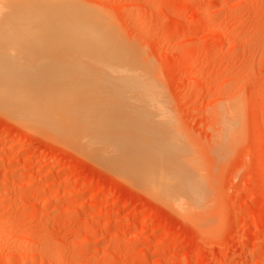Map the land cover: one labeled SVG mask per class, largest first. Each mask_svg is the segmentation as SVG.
<instances>
[{
    "label": "rangeland",
    "instance_id": "rangeland-1",
    "mask_svg": "<svg viewBox=\"0 0 264 264\" xmlns=\"http://www.w3.org/2000/svg\"><path fill=\"white\" fill-rule=\"evenodd\" d=\"M55 2L65 8L60 36L71 34L72 12L87 15L88 23L74 19L82 26L98 25L92 43L85 41L91 51L78 57L47 45L44 57L29 49L25 57L35 62H23L24 49L11 48L15 64L36 69L45 59V67L54 64L45 71L59 65L67 78L74 67L96 77L94 66L105 63L112 67L106 84L112 70L127 71L124 80L141 84L158 127H168L187 159L192 193L163 201L148 184L96 162L95 151L86 157L49 131L25 139L29 126L0 110V264H264V0ZM76 71L50 78L73 88L92 81ZM74 91V103L90 96ZM85 105L81 113L91 108Z\"/></svg>",
    "mask_w": 264,
    "mask_h": 264
},
{
    "label": "bare ground",
    "instance_id": "bare-ground-1",
    "mask_svg": "<svg viewBox=\"0 0 264 264\" xmlns=\"http://www.w3.org/2000/svg\"><path fill=\"white\" fill-rule=\"evenodd\" d=\"M6 1L5 3L0 4V110H2V112L4 111V115L7 114L8 117H11V119L13 118L17 121L20 120L19 123H22L24 121V123H26V126H29L27 127L28 131L24 135V138L29 139L32 137V134H38L42 132L43 134L39 135L43 136L45 135L46 131H49L48 134H50V136H53L55 139L61 136V138H59L61 142L64 143L63 140L65 139L66 143L68 142L67 144L71 145L70 148H72V150L79 149L78 152L80 154L85 153V155H83L86 157L88 156L89 158H93L94 155L92 156L91 154H95L96 152V157L100 158L96 159V162L100 164L103 163V166L104 163L113 165H109L110 167H108L107 165L106 167H108V169L116 168L117 174H119L120 172V175L123 174L125 176H131L132 179L134 177V180H136L137 183L140 181L139 183H141V185L142 183L148 184L152 189L158 192H155L156 195L160 194L158 195L162 196L160 198H165V200L163 201H166V199H171L172 197V200H176L174 196L176 197L178 191H180V195H184L185 193H187V195H190L192 192L190 191L191 180L189 179L192 175L189 176L190 173L187 174L188 171H190L188 167L190 165L185 162L187 159L184 157V161V158H180L183 157V155L178 152V150H175V148L171 145L173 139L172 137H170V133H167L170 132L167 131L168 127L165 126L167 130L164 127L162 128L163 130L161 129V127H158L159 125L156 123L155 119L157 116L154 110V105L150 100H147L148 94L146 95L141 84L137 82H131V80L128 79L126 81L124 80L125 77H128L126 75L127 71L119 68L120 66L118 67V69L114 67V69H116L112 71L114 72L116 77L114 80L112 78L111 82L109 81L110 84L115 82L114 84H112L113 87H111L112 85L110 86V84H106L108 83L106 79L108 78L110 68L112 67H108V65H106L105 63H103L102 66H94L95 69L97 68L96 70H98L99 68V73L96 77H93L94 73L90 72V69V71H87V68L83 67L84 70L87 71V73L90 72V74H87L86 77L90 75L89 77H91L92 81L88 79L89 82L87 80L84 82H80V80L75 84H85L86 88L88 89L87 90L84 85L79 86V84H74L75 86L73 88V85L70 86V82L66 83L65 81L64 85L62 82L61 86V83L59 84V82H56L59 81V78L58 80L56 79V81H51V79L54 80V76L58 74V72H60L59 68L61 69V67H59V65L55 66L56 68L58 67L56 69L53 66L54 68L45 71L43 68L45 67L44 64L46 63L45 59H39L38 62H40V64L44 63L41 64L44 66H41L40 64L34 65L35 68L37 67L36 69H31L34 67H27L29 65L31 66V64L27 65V63H23L24 61L22 59L27 58L25 56L32 57V55L26 54L29 53L27 52L29 49L33 51L36 50V53L37 51L41 52V50H43L42 52L44 53V50L46 49L47 45L55 47L51 48L50 46H47L51 48H48L50 52L54 49V53L59 52L60 48L63 49L65 47L63 49L64 51L69 49V51L71 50L70 53L73 51L72 54L76 53L77 55L79 53L78 57L81 54H83L84 56L85 51L90 52L92 48L91 46H89L91 44H89L88 42L86 43L85 41H89L92 43V31L97 32L98 25L86 24L87 26H85L84 24L82 26V23H78L80 21V17L77 18L75 12H72L75 15L71 17H73L74 19L76 18L79 21L77 22V20L74 21V19H71L73 21V23H71V21H69V15H72V13H66V16L69 17H67V21H69L68 24L71 26L73 31L70 30L71 34H68L65 33L64 30V32H62V36L63 38L65 37L66 41L64 43H61L59 40L62 37L60 36L61 28L59 24L61 22L59 21V19L61 18L60 13L62 12L63 14L65 8L62 9L64 11L60 9V12L59 8L61 7L56 5V0H8V2ZM57 6L58 10L56 9ZM80 15L84 16L83 19H85V21L82 19V17L80 19L81 21H83V23H85L87 20V15ZM64 16L62 17V19L65 18ZM86 23H88V20ZM74 26L77 27L74 28ZM78 29H80L83 33L77 34L75 30ZM73 37L74 39H72ZM11 48L24 49L25 52H21L22 54H24V57L21 59L18 57L20 55H15L17 53V50L15 51L13 49V51L16 52H14V55L23 62L18 61L20 63H16L17 65L15 64V59L12 57L13 51ZM56 48H58L57 51ZM79 49H82L83 52L81 50L80 52H77L79 51ZM49 51L46 50L45 52ZM93 52L95 53V51ZM36 53L34 52V54ZM43 53L42 55H40L43 56ZM65 53H67V51ZM36 56H39L38 53ZM31 57L27 58L29 60L28 62H35L32 61L33 59H31ZM35 57L33 56V58ZM17 58L16 60H19ZM43 60H45V62ZM71 61L72 60H70L69 63ZM12 62H14V66ZM25 62H27V60ZM55 62L57 63L58 61ZM7 63L12 65H9ZM73 63L76 64V61ZM23 64H26V67ZM50 64L51 63H49V65ZM63 64L62 66H64ZM49 65H46V67ZM40 67L42 68V70L40 69ZM63 68L65 69L66 67ZM76 68L79 69V71H82L81 73L85 72L83 69L81 70L82 67H74L75 70L70 69V73L72 71L73 72L71 74L67 73V75H71L70 77H72V75L77 76L75 75V73L79 75L80 72L76 71ZM66 69L68 70V68ZM58 75L59 76H56L61 77V79L66 77H62V75L60 76V74ZM29 77L31 80L35 79V81L31 82ZM46 77L47 82H44V78ZM67 78H65V80ZM28 79L30 81H28ZM74 82L71 83L73 84ZM76 86H82V90L81 88H79V90ZM83 88H85L86 90H83ZM109 88L112 89H110L111 93L112 91H114L117 95L120 94L121 96L119 95L120 97H117L116 94L113 93V95L115 96L112 95V97L110 93L107 94L106 90ZM74 89H76L77 93H83L85 91L88 92V95L90 94V96L91 93L94 94L92 95L93 97L89 96L88 99L86 98L85 103L84 101L80 102V107H82L83 104H86L84 108L91 107L96 110V113L93 112L91 108H82V110H84L82 113L80 112V103H78V101L74 103L75 99L73 98V95L74 97L76 95L74 94ZM102 91H105L106 94L100 96L98 93ZM131 93H136V97L133 94V98H131L132 96H129V94ZM80 94L81 93H79V95ZM138 94H140L139 97H137ZM77 97L83 100V98H85V95L83 97L78 96L77 94ZM77 99L78 98H76V100ZM79 101L81 100L79 99ZM75 104L78 105L80 115L88 109L92 112H89L90 114L88 113L87 115L86 112L88 111H85L86 115L83 114L79 117V112L78 114H76L77 106L75 107ZM77 116L80 118L81 124L80 122H77ZM75 119L77 120L76 123L83 127L82 130H80V127V129L78 130V125L76 126V124H74ZM74 126H76V128ZM73 127L75 130L73 129ZM53 137H51L52 140H55ZM77 142L79 146H77ZM92 145L93 148L91 147ZM90 151L95 152L90 153ZM175 159H179V162H177L178 165H176V161H174ZM98 160L101 161L99 162ZM111 171L113 172V170ZM123 175L122 177L124 178ZM126 179L128 178L126 177ZM148 185L145 186L144 184L146 188L148 187ZM183 195H181V197ZM178 200L180 201L181 199ZM74 243H76V241Z\"/></svg>",
    "mask_w": 264,
    "mask_h": 264
}]
</instances>
